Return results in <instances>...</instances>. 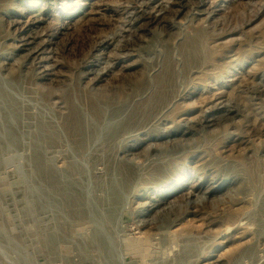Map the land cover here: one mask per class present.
<instances>
[{"label":"rangeland","instance_id":"rangeland-1","mask_svg":"<svg viewBox=\"0 0 264 264\" xmlns=\"http://www.w3.org/2000/svg\"><path fill=\"white\" fill-rule=\"evenodd\" d=\"M173 1L0 0V264H264V0H202L165 29L142 19ZM235 24L187 70L188 36ZM138 27L142 48L122 51ZM165 58L183 101L152 115L134 82L155 83ZM82 65L104 68L95 89Z\"/></svg>","mask_w":264,"mask_h":264},{"label":"bare ground","instance_id":"bare-ground-1","mask_svg":"<svg viewBox=\"0 0 264 264\" xmlns=\"http://www.w3.org/2000/svg\"><path fill=\"white\" fill-rule=\"evenodd\" d=\"M170 4L173 5L174 7L170 6L171 8L169 7L167 9H165L163 5H159L157 7L158 11H162L165 9L164 12L161 13L159 16H154L153 14L150 13V14H147L146 17L145 16L142 17V19H148V21H151L152 23L157 25L158 27H160V29H165L167 23L170 22V20H167L169 18L168 17L169 14H172L174 16H179L181 13H183L186 7H189L188 5H190V10L192 11L191 13L195 11L198 14L202 12L199 9L205 6V2H203L202 0H198L195 2H190L188 0H185V1L180 0L176 3L173 1ZM36 21H38V19H36ZM101 26H103L102 23L97 24V26L88 24L84 26L83 30L84 32L86 33L88 32V34H90V33L97 32L98 30H100ZM137 31L141 32L143 31V28L141 27L136 28L134 33H132L134 39H129V40L124 41V43L121 46L122 51H127V50L138 51V49L142 48V46H137L136 44H134L136 37H138ZM241 32H242L241 29L237 30V24H235L234 26L231 25L230 27H228L227 31L213 30L211 34L208 31L204 32L203 30H197L196 31L197 34L193 36H188L180 44L181 51L184 54L183 56L185 59V66L187 67V70L190 71L193 69H197L202 64V58L204 57L205 53L209 51L208 40H213V43L225 41L222 46L227 47L228 45L236 41L237 36ZM20 42H21L22 47H28L31 44V42H29L27 39H22L20 40ZM100 44H99L100 47L99 46L94 47L95 48L94 51H99L103 46L107 45L108 42L102 41ZM162 46L165 48V51H169L168 42H163ZM214 47L216 48L217 45H214ZM25 50L27 51L28 60H31L32 62H34L35 60L38 59V57H40L45 52V44L41 43L40 45L36 47H29L28 49H25ZM199 59L201 60V62L198 61ZM194 61H198L197 64L199 65L196 67L195 66L191 67V65L195 63ZM230 65L232 64L229 63L227 66H223L222 71L226 70L227 72L229 68L231 67ZM82 66L87 68L86 75H89L92 77L90 80L91 81L90 87H93L95 89V85L101 80L103 75L106 74V72H104V68H100V67H96L92 65H89V66L82 65ZM40 75H41L40 76L41 79H45L47 76L44 73H40ZM175 78H176L175 69L172 63L170 62V60L165 58L161 71L156 73L155 75V78H154V81L156 79L155 83H153L152 85L148 87L145 74H143L141 78H139L138 80L134 82L135 83L134 89L138 94L145 93L148 90L149 95L146 97L144 101V104H145L144 112L148 111V112H151L152 115H154V114H157L160 110L166 108L173 99L179 98V100L182 99L183 101V98L175 96L176 89H177L176 84H175ZM209 79L212 80V77H209L206 79L204 78L203 82L204 83L210 82ZM192 82L194 84H200L201 80L193 79ZM93 88L92 90H94ZM52 96H54V94ZM50 98H51V95H50ZM86 101H87L86 105H87L88 111L90 112L93 118L92 120H94L95 123L100 124L101 123L100 120H102L101 113L99 112L100 109L96 106V104L92 100H89V101L86 100ZM64 104H66L67 106V113L64 117V123L67 129L70 131V132L68 131L69 134L71 133L73 134V136L78 137L77 138L78 142L80 143L84 142V140L82 139L83 138L82 130L84 126L86 125V122H85L86 119L83 116H81L78 111H75V109L72 108L71 104L69 103L67 104L66 101H64ZM122 107L123 106L121 105V106H118L117 108L120 109ZM183 111H186V109L183 108ZM50 142L53 143L52 140H50Z\"/></svg>","mask_w":264,"mask_h":264}]
</instances>
